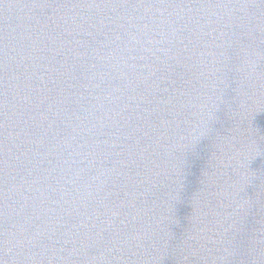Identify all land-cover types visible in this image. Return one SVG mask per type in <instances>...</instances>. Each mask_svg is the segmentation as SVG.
Listing matches in <instances>:
<instances>
[{"label":"water","instance_id":"water-1","mask_svg":"<svg viewBox=\"0 0 264 264\" xmlns=\"http://www.w3.org/2000/svg\"><path fill=\"white\" fill-rule=\"evenodd\" d=\"M0 264H264V0H0Z\"/></svg>","mask_w":264,"mask_h":264}]
</instances>
